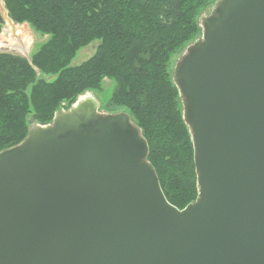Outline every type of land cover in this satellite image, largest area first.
Segmentation results:
<instances>
[{
	"label": "water",
	"instance_id": "1",
	"mask_svg": "<svg viewBox=\"0 0 264 264\" xmlns=\"http://www.w3.org/2000/svg\"><path fill=\"white\" fill-rule=\"evenodd\" d=\"M203 29L174 71L198 200L171 205L130 115L87 93L0 153V264H264V0Z\"/></svg>",
	"mask_w": 264,
	"mask_h": 264
},
{
	"label": "trees",
	"instance_id": "2",
	"mask_svg": "<svg viewBox=\"0 0 264 264\" xmlns=\"http://www.w3.org/2000/svg\"><path fill=\"white\" fill-rule=\"evenodd\" d=\"M219 1L4 0L14 23L50 39L30 61L0 52V153L21 145L34 123L51 125L61 109L109 79L116 87L108 106L128 110L141 130L167 201L179 210L195 203L194 143L171 68L201 33L202 12ZM2 25L0 16V33ZM96 41V53L72 67ZM37 70L57 78L38 80Z\"/></svg>",
	"mask_w": 264,
	"mask_h": 264
},
{
	"label": "rangeland",
	"instance_id": "3",
	"mask_svg": "<svg viewBox=\"0 0 264 264\" xmlns=\"http://www.w3.org/2000/svg\"><path fill=\"white\" fill-rule=\"evenodd\" d=\"M216 4H217V2L211 4L200 15V17L198 19V24H199V27L201 29V33L199 34V36L197 38H195L180 53H178V55H176L173 58L172 68H171L172 78H174V71H175V67H176L177 63H179L180 60L183 58V56L186 54L187 49L190 46H192L193 44H195L197 41H199L203 38V33H204L203 21H204V19H208V18L213 16V11L216 9ZM2 7L4 8L6 14H4L1 11ZM0 16H1L2 22H3L1 33H0V38L4 39L3 40L4 44L0 45V52L9 53V54L17 55V56H22V57H25L26 56L25 54L28 53V56L31 59V57L36 52H38L40 47L42 45H44L45 43H47L50 39V37H48V36H43L39 33H36L35 30L28 24L19 25V24L14 23L13 20L9 16V12L6 8L4 0H0ZM19 29L23 30L28 35L31 34V38L33 39V41L31 42V45L27 49H19V48H16L14 46H11L8 43L11 40L15 43L19 42V38L16 37V32ZM99 45H100V42L96 41V42L92 43L91 45H89L88 47L82 49L78 53L77 57L73 60L71 66L76 67V66L83 64L85 61L89 60L96 53ZM37 78H38V80H45L46 82H53L57 78V76L56 75H44L40 71L37 70ZM115 87H116V84L114 81L109 80V79H105L102 83V87H101L100 91L89 92L100 103V108L98 111L99 115L108 116V115H118L121 113H129L128 110H126L124 108H115V107H109L108 106V102L112 98ZM182 110H183V107H182ZM61 111H69V110H66V107H64L59 112H61ZM183 112H184V110H183ZM34 126H41V125L34 123L31 126V128Z\"/></svg>",
	"mask_w": 264,
	"mask_h": 264
},
{
	"label": "bare ground",
	"instance_id": "4",
	"mask_svg": "<svg viewBox=\"0 0 264 264\" xmlns=\"http://www.w3.org/2000/svg\"><path fill=\"white\" fill-rule=\"evenodd\" d=\"M16 37L19 38V42L15 43L11 40L8 43L11 46H14L19 49H27L31 45V42L33 41V39L31 38V34L28 35L21 29L17 30ZM3 40H4L3 38H0V45L4 44Z\"/></svg>",
	"mask_w": 264,
	"mask_h": 264
}]
</instances>
